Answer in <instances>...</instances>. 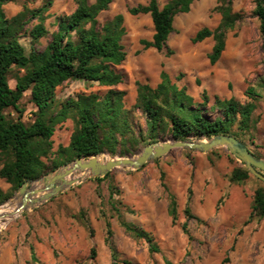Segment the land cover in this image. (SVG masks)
<instances>
[{
	"label": "rangeland",
	"instance_id": "obj_1",
	"mask_svg": "<svg viewBox=\"0 0 264 264\" xmlns=\"http://www.w3.org/2000/svg\"><path fill=\"white\" fill-rule=\"evenodd\" d=\"M48 1L44 25L52 32L57 29L56 17L75 10V0H17L5 5L3 10L10 18L23 6L37 9ZM148 1L113 0L109 9L97 18L101 25L118 14L123 16L125 35L121 44L126 57L113 67L122 76L121 82L113 88L123 92L124 107L131 109L135 103L137 83L154 88L160 82L161 71L169 75L172 83L185 89L195 102L201 103L205 94L208 103L202 111L209 118L220 115L218 110L209 111L215 99L234 98L245 104L249 102L246 90L252 86L260 97L253 115L257 121L248 131L245 142L257 158L264 160V51L258 21L253 15V0H233L232 9L242 18L227 34L224 51L214 65L208 60L212 38L195 44L191 40L198 30H213L219 24L221 16L215 11L217 0H196L189 12L175 16L174 32L167 41L173 51L170 56L153 48L142 49L140 41L152 39L151 18L148 14L133 16L127 12L128 8L145 5ZM157 1L161 7L168 0ZM37 22L34 20L33 24ZM49 40V36L42 37L35 47L41 51ZM19 41L29 52L30 38L24 36ZM13 73L22 75L23 72L15 70ZM13 78L11 74V87ZM109 89L97 82L72 81L57 87L55 97L65 100L91 93L102 97ZM20 105L24 109L23 119L30 120L35 108L28 95L22 98ZM8 112L13 116L11 109ZM131 116L135 134L145 132V116L138 110L132 111ZM72 131L71 119L56 126L52 136L53 151L68 146ZM204 139L208 140H201ZM167 141L174 140L168 137L157 142ZM146 145L141 144L134 155L120 157L105 153L98 157L133 158ZM235 168L245 166L224 147L208 152L175 148L138 170L116 168L101 178L88 176V173L79 174L87 175L84 178L71 175L68 180L78 179L76 183L18 214L0 231V264H122L123 261L131 264H264V230L257 225H247L252 194L255 189L264 187V183L250 172L247 180L231 182L230 174ZM43 181L28 182L26 189L29 191L36 185L41 189ZM163 183L176 197L175 223L167 214L168 192L162 187ZM9 187L0 179L1 192H7ZM21 197L18 189L0 207H16ZM112 200L120 201L121 205L117 206L127 222L153 236L159 253H150L144 239L132 238L118 225ZM186 206L196 219L184 215ZM184 223L188 234L181 229ZM108 228L112 232L109 244L105 242Z\"/></svg>",
	"mask_w": 264,
	"mask_h": 264
},
{
	"label": "trees",
	"instance_id": "obj_2",
	"mask_svg": "<svg viewBox=\"0 0 264 264\" xmlns=\"http://www.w3.org/2000/svg\"><path fill=\"white\" fill-rule=\"evenodd\" d=\"M16 1L0 0V179L10 185L7 192L0 191V204L11 198L25 182L38 180L75 159L105 153L120 157L134 155L141 144L168 137L188 141L230 135L249 149L245 137L256 124L257 119L253 115L260 97L254 87L247 88L249 102L245 104L234 98L215 99L209 111L218 110L220 115L209 118L202 111V107H207L208 103L205 94L201 103L195 102L185 89L172 83L169 75L161 71L160 82L154 88L147 84H136L135 103L131 109H126L123 92L113 88L122 80L113 67L120 65L126 57L121 44L125 35L123 16L118 14L101 25L97 20L101 13L109 9L113 0H93L91 3L88 0H75V10L69 15L56 17L54 23L57 29L52 32L44 25V13L49 8V1L37 9L23 6L20 12L7 18L3 7ZM194 1L168 0L160 7L157 0H149L145 5L128 8L130 15L148 14L151 18L152 39L141 40L142 49L153 48L165 52L166 56L172 55L167 41L174 32V18L189 12ZM232 2L217 0L215 11L221 16L219 24L213 30H198L191 40L195 44L212 38L213 46L208 55L211 65L220 59L227 34L242 18L233 11ZM253 2V15L258 21L264 51V0ZM34 20L38 22L33 24ZM24 36L30 38L29 52L19 41ZM47 36L49 42L39 51L35 45ZM15 70L22 71V75L13 73ZM11 74L14 77L13 87L9 85ZM72 81L97 82L110 89L102 97L91 93L57 100L56 88ZM25 95L35 108L28 121L23 119L24 109L20 105ZM9 109L14 112L13 116ZM137 110L145 116L146 130L135 134L131 113ZM67 119L73 121L69 144L53 151L55 128ZM249 175L245 168H235L230 174V181L243 182ZM162 187L168 192L167 214L175 223L178 216L176 197L164 183ZM117 205H121L120 201H111L118 225L132 238L144 239L150 253H159L153 236L127 222ZM183 213L187 218L196 219L189 206L185 207ZM263 217L264 187H260L253 193L249 220H261ZM181 229L188 234L186 223L182 224ZM111 235L108 228L107 244ZM122 264L131 263L123 261Z\"/></svg>",
	"mask_w": 264,
	"mask_h": 264
},
{
	"label": "water",
	"instance_id": "obj_3",
	"mask_svg": "<svg viewBox=\"0 0 264 264\" xmlns=\"http://www.w3.org/2000/svg\"><path fill=\"white\" fill-rule=\"evenodd\" d=\"M226 148L245 168L258 180L264 183V160L257 158L241 141L230 135H215L208 140L196 139L188 141L173 142H153L146 145L142 151L135 157L129 158H110L104 161H98V156H92L86 159H75L68 164L62 165L58 171H53L35 181H43L44 186L41 189L27 190L28 182H25L19 188L21 200L15 208V213H22L31 207L49 200L63 188L71 186L78 179L68 180V177L77 172L88 171V176L104 177L113 169H131L138 170L150 160L159 158L175 148L191 149L200 152H208L214 148ZM34 182V181H32ZM39 196L35 199L29 197Z\"/></svg>",
	"mask_w": 264,
	"mask_h": 264
},
{
	"label": "bare ground",
	"instance_id": "obj_4",
	"mask_svg": "<svg viewBox=\"0 0 264 264\" xmlns=\"http://www.w3.org/2000/svg\"><path fill=\"white\" fill-rule=\"evenodd\" d=\"M104 159L105 158H103V157H98V161H100V162L104 161ZM85 173H88V171L77 172V173H75V175L79 176V178H84L87 175L82 177L79 174L83 175ZM36 187H37V185L35 186V188H33L31 190L37 189ZM39 196H41V195L29 197V199H35V198H38ZM15 208L16 207H13L10 205L0 207V231L2 229H4L12 221V219L18 215V213H15Z\"/></svg>",
	"mask_w": 264,
	"mask_h": 264
},
{
	"label": "crops",
	"instance_id": "obj_5",
	"mask_svg": "<svg viewBox=\"0 0 264 264\" xmlns=\"http://www.w3.org/2000/svg\"><path fill=\"white\" fill-rule=\"evenodd\" d=\"M252 197H253V194H252ZM251 204H252V198H251ZM247 225H250V227L253 225H257L260 229L264 230V217L261 220H257L253 218L251 221L250 220L248 221Z\"/></svg>",
	"mask_w": 264,
	"mask_h": 264
}]
</instances>
